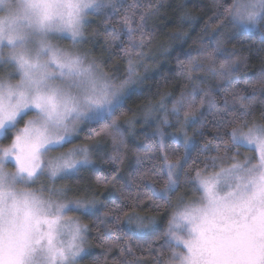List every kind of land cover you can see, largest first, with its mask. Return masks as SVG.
Returning a JSON list of instances; mask_svg holds the SVG:
<instances>
[{"label":"snow or ice","instance_id":"obj_1","mask_svg":"<svg viewBox=\"0 0 264 264\" xmlns=\"http://www.w3.org/2000/svg\"><path fill=\"white\" fill-rule=\"evenodd\" d=\"M141 7V0H0V264H82L92 257L93 229L103 241L93 264L101 257L106 264L113 248V264H145V256L150 264H264V67L242 77L250 57L224 47L237 34L264 44V0H213L206 23H220L212 38L176 53L182 90L145 105L146 123L162 115L145 133L136 168L159 160V169L152 163L125 179L118 173L129 130L120 118L134 85L148 78L141 75L154 59L144 51L155 30L148 20L160 4ZM93 16L103 23L102 57L92 51L101 33L86 34ZM116 55L126 60L122 74L105 70ZM85 129L111 143H78ZM84 173L95 183L73 195L58 184ZM107 185L120 187L97 195ZM137 209L164 212L158 220ZM81 216L93 217L91 226Z\"/></svg>","mask_w":264,"mask_h":264},{"label":"trees","instance_id":"obj_2","mask_svg":"<svg viewBox=\"0 0 264 264\" xmlns=\"http://www.w3.org/2000/svg\"><path fill=\"white\" fill-rule=\"evenodd\" d=\"M126 2L131 3V0H126ZM157 2L160 4L159 11L155 12V14L152 15L148 20L149 26L155 29L152 42L144 49L146 53L150 50L157 52L156 58L150 62L145 61V64L149 70L146 72L148 73L149 78L146 80L141 90L132 93L125 104V109L123 110L124 115L120 118L121 125L125 129L129 130L126 136L127 150L119 164L118 173L125 179L129 178L130 174H135L137 171L140 173L145 172L147 168L151 167L152 163L156 164L157 170L159 169V160H145L143 166H141L138 170L136 168L137 151L139 150V152L143 154L147 150L148 141L145 140V133L152 132V128L150 127L151 125L146 122L144 124L141 121V119L144 117L143 114H146L145 105L149 104L150 102L155 103L168 94H172L173 96L179 94L185 81L183 77H180L177 74V64L175 59L176 53L181 48L189 49L190 47H194V42L201 39L207 43V41L212 38V33L215 30L217 24L220 23V21L206 23L209 17L213 15L215 10L212 7L213 0H141L142 7L140 11L148 10L150 4H156ZM184 13L188 14V18L184 21H181V16ZM94 19L96 22L91 28L92 32L96 30L99 31L101 35L94 37L98 43L96 44V48L92 50L97 57H102L104 56V53L102 52L104 41L102 32L103 23L101 17L99 16ZM225 24H227L226 21ZM229 27L230 25H227L223 29L226 36L231 35L227 32ZM185 34H187L186 39ZM224 47L229 53L235 51L239 56L250 57L246 66L241 65V70L239 73L240 76L253 77L259 73L262 67H264V60L261 59V57H264V44H261L258 36L237 34L233 39H230L224 45ZM125 64V58L116 55L109 59L105 70L109 72H115L117 69H119L122 72ZM197 74L200 75L202 73ZM261 110V106L258 103L254 109L255 118H259V113ZM128 119H135L139 122L130 127L125 122ZM169 119L173 120L172 117H169ZM181 119H183V117H181ZM100 127H102V125L95 126L96 131H99ZM178 128L179 125H176V127H169L166 130L169 133H172L176 132ZM185 130L189 135H192L195 131V128L188 127ZM211 131L212 129L209 127L205 134L206 138H210ZM97 140H99L101 144L111 143L108 137H97L94 132H90L88 129H85V131L80 134L78 143L91 144L95 143ZM201 142L203 143L204 140ZM243 153L244 152L242 151V154ZM103 167L108 169L111 166L105 164ZM138 179L139 176H137V180ZM94 183V177H90L88 173H84L82 174V178L69 180L67 185L73 189V193H70V195H73L76 193L77 189H84L89 184ZM119 187L120 185H116L115 188H113L111 185L101 186L97 191V195L107 191L108 189L116 191ZM185 189V187H182L179 192L174 195V202L176 197L180 195L182 191L184 192ZM131 191H136L134 186L131 188ZM145 203H147V201H145ZM136 211L140 212L141 215H146L149 217L155 216L159 220L160 216L164 212V209H161L160 213L150 212L147 209H144L143 211H141V209H137ZM81 220L83 223L89 224L91 226L93 217L82 216ZM163 226L164 222L161 221L160 229H158L155 235H159V231L162 230ZM126 238L127 237H125V239ZM152 238L153 237H149L148 239ZM141 243H144V241H141ZM89 245L92 250V257L86 258L82 264H93V257L98 256L103 252V241L96 238V231L94 229L92 230L89 237ZM137 255H140V253H137ZM118 256L119 249L113 248L107 256L106 264H113V261ZM100 264H105L104 257H101ZM145 264H150L146 256Z\"/></svg>","mask_w":264,"mask_h":264},{"label":"rangeland","instance_id":"obj_3","mask_svg":"<svg viewBox=\"0 0 264 264\" xmlns=\"http://www.w3.org/2000/svg\"><path fill=\"white\" fill-rule=\"evenodd\" d=\"M97 16H93V17H89V19L90 20H92L93 22L88 26V28H87V32H86V34H88V35H90L91 34V32H92V27H93V25L95 24V19L94 18H96ZM227 32H228V34H232V32H233V30H232V28H231V26L229 27V29L227 30ZM61 43H64V44H67V41H62ZM83 47V49L84 50H90V49H92V45L91 44H86V45H83L82 46ZM93 51V50H92ZM147 54L149 55V56H152V57H154V59L156 58V54H157V52H153L152 50H150V51H148L147 52ZM93 55H95L94 54V51H93ZM96 56V55H95ZM153 59V60H154ZM153 60H146L147 62L149 61H153ZM149 70H148V68H147V72H148ZM121 72V71H120ZM123 73V71L121 72V74ZM141 75H147V77L149 78V75H148V73H145V71L143 70V69H141ZM147 78V79H148ZM147 79H144L143 81H141V82H138L137 84H135L134 85V88H135V91L134 92H136V91H139V90H141L142 89V87H143V85H144V83L146 82V80ZM162 114H160V113H153L151 116H147V120L148 121H150V123H148V124H150L151 126V128H152V130L154 129V128H156L157 127V119H156V117L157 116H161ZM143 118L141 119V121H142V123H144L145 124V122H146V114H143ZM167 131V130H166ZM168 132V131H167ZM243 155H253V153H249V152H244L243 154H242V156ZM69 180H65V181H60V182H58V184L59 185H67V182H68ZM45 183H46V181H44ZM32 187L33 188H38L39 187V183H37L36 185H32ZM186 190V189H185ZM184 190V191H185ZM181 193H183V191L181 192ZM69 215H74V214H72V213H70ZM80 218H82V216L80 217ZM131 227H132V229L134 230L135 229V223H133L132 225H131Z\"/></svg>","mask_w":264,"mask_h":264}]
</instances>
